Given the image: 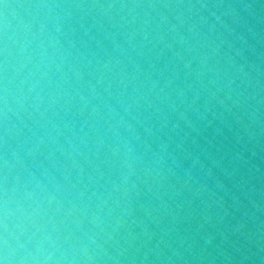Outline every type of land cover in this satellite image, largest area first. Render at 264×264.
<instances>
[{
	"label": "water",
	"instance_id": "95a60500",
	"mask_svg": "<svg viewBox=\"0 0 264 264\" xmlns=\"http://www.w3.org/2000/svg\"><path fill=\"white\" fill-rule=\"evenodd\" d=\"M0 264H264V0H0Z\"/></svg>",
	"mask_w": 264,
	"mask_h": 264
}]
</instances>
